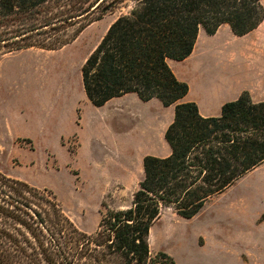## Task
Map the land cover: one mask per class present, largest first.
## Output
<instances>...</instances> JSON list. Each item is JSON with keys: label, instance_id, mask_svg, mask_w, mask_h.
Here are the masks:
<instances>
[{"label": "rangeland", "instance_id": "obj_1", "mask_svg": "<svg viewBox=\"0 0 264 264\" xmlns=\"http://www.w3.org/2000/svg\"><path fill=\"white\" fill-rule=\"evenodd\" d=\"M107 4L92 14V20H98L60 50L33 48L31 53L20 51L0 59V132L5 133L4 107L12 103L20 107L11 122L12 138L17 140L4 142L5 149L0 150V204H6L13 194L5 182L20 180L32 189L31 194L24 192L26 200L21 202L48 212L49 229L55 220L54 203L89 239L96 236L106 211L130 206L142 177L143 157L161 154L160 141L165 142L161 126L173 118V110L164 111L158 100L136 101V95H132L135 101L129 99L119 106L118 118L105 105L97 108L86 99L80 59L133 6L127 0L102 13ZM261 4L264 8V0ZM40 18L11 21L6 28L39 24ZM4 28L0 26V34ZM260 30L252 38L227 37L223 31L214 39L204 35L206 46L196 56L197 81L205 87L225 83L243 92L259 83L263 85L260 96H264V18ZM45 32L34 35L32 42L43 37L51 42L58 34ZM9 47L0 43V57L8 54ZM7 64L16 66L9 76L3 71ZM8 224L0 220V227L11 229ZM250 235L253 240L263 239V244L257 242L260 249L249 247ZM72 238L74 249L85 243L77 236ZM94 248L93 243L84 246L85 259L74 260V264H123ZM148 248L147 264H163L155 259L160 252L173 264H264V161L191 218L178 217L169 208L162 210L149 230Z\"/></svg>", "mask_w": 264, "mask_h": 264}, {"label": "trees", "instance_id": "obj_2", "mask_svg": "<svg viewBox=\"0 0 264 264\" xmlns=\"http://www.w3.org/2000/svg\"><path fill=\"white\" fill-rule=\"evenodd\" d=\"M125 1L0 0V26L5 27L0 43L10 46L7 53L60 50L99 19L91 16L103 3L108 2L102 13ZM130 1V11L112 22L81 67L83 90L94 107L130 93L142 102L157 99L164 107L173 106V121L164 133L170 155L143 158L142 177L130 206L106 211L93 239L79 233L54 203L55 220L49 229L48 212L21 202L24 192L31 194L32 189L23 182H5L13 194L0 204V218L11 229L0 227V264H74L85 259L83 248L91 243L102 249L104 257L110 255L123 264H147L149 230L162 210L191 218L264 161V101L253 103L244 91L222 106L220 116L203 118L195 103L183 102L188 86L167 65V60L182 61L191 54L200 30L212 36L228 25L237 37L255 30L264 18L262 0ZM38 16L39 24L6 28L11 21L33 22ZM46 29L57 36L51 42L46 37L32 42ZM73 235L85 241L81 248L74 249ZM155 259L173 264L161 252Z\"/></svg>", "mask_w": 264, "mask_h": 264}, {"label": "crops", "instance_id": "obj_3", "mask_svg": "<svg viewBox=\"0 0 264 264\" xmlns=\"http://www.w3.org/2000/svg\"><path fill=\"white\" fill-rule=\"evenodd\" d=\"M262 24H263V22L255 30H253L252 32H250L249 34H247L241 38H244V37L252 38V37H254L257 33L262 31V30H260V29H262ZM220 31H223L227 35V37H230L229 35H233L228 25L220 26L218 28V30L216 31V33L212 36H208L204 33L203 30H200L198 33L197 39L195 41L193 50H192L191 54L186 59H184L182 61L167 60V65L170 68V70L172 71L175 78L180 82L186 83L188 86V93L183 98V102L195 103L197 108H198V112H199L200 116L203 118L218 117L219 111L221 113L222 106L227 102H231V101L236 100L240 96V94L243 92V90L235 91L234 88H232L230 86H226L227 84H225V83H223V85L214 84V85L205 87L204 84L197 81L196 67H197L198 62L196 60V56H197V53L200 52L202 50V48H204L206 46V39H205L204 35H206V37H209L210 39H214L215 37H217L219 35ZM32 49L33 48H29V49H23V50L15 51L12 53H8V54L1 56L0 59H2V58L8 59L9 57L16 55L17 52H20V51L30 52V51H32ZM38 50H41V49H38ZM93 50L94 49H92L87 55L83 56L80 59V64H81L80 66L81 67L83 66L87 57L90 55V53ZM261 55H263V50H261ZM14 67H16V66L7 64L3 71L7 76H9L12 74V71L15 69ZM81 81H82V79H81ZM82 87H83V85H82ZM202 88L205 89L206 91L202 92L201 91ZM255 88L259 89V90H256ZM255 88H253V89L249 88V89L245 90L249 93L251 101L253 103H258V102L264 101V96L263 95H262V97L260 96L261 95L260 89L261 90L263 89V85H260L259 83H257V84H255ZM132 95H135V94L130 93V94H125V95L118 97V98H113V99L109 100L105 104V106L108 109L113 111V114H114L113 116L115 118H118L119 115L121 114V112H120L121 110H120L119 106L125 104L126 101H128L129 99H131L132 101H135ZM219 95H223V97H220ZM137 99H138V101H141L136 95V101H137ZM153 100H157V99H151L148 102L153 101ZM162 107H163L164 111H172L173 110V117H174V107L173 106L164 107L162 105ZM18 108L20 110V107L18 104L15 105L12 103V105L4 107V109L2 110L5 114L4 119H3L4 127H5V133L3 134L2 132H0V150L1 151L5 149V147H3V145H2L4 142L6 145L10 144L11 142L14 144V142H16V140H17V139L14 140L12 138L11 122H13L14 114L15 115L18 114V111H19ZM97 108H99V107H97ZM172 121H173V118L172 119L170 118L167 122L162 124L161 132L163 134V137H164V133H165L167 127L171 124ZM164 141H165V139H164ZM165 143H166V141L165 142L160 141L161 154H159V155L158 154H152L151 156L157 157V158L168 157L170 155L171 151H170L168 144L167 143L165 144ZM144 157H146V156H144ZM17 181H20V180H17ZM247 242H248L247 244H249V247L254 248V249H260L258 243L263 244V239L262 240H260V239L253 240V239H251V235H250L247 239Z\"/></svg>", "mask_w": 264, "mask_h": 264}]
</instances>
